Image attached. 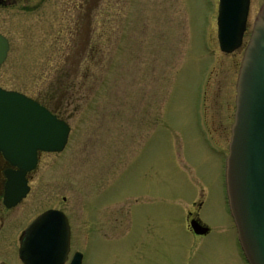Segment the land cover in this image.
Returning a JSON list of instances; mask_svg holds the SVG:
<instances>
[{"label": "rangeland", "instance_id": "rangeland-1", "mask_svg": "<svg viewBox=\"0 0 264 264\" xmlns=\"http://www.w3.org/2000/svg\"><path fill=\"white\" fill-rule=\"evenodd\" d=\"M79 1L0 7L10 44L0 87L55 101L70 125L65 148L43 157L38 174L112 199L108 238L75 230L82 264H247L225 203L224 156L240 60L264 0H250L231 53L218 47V0H97L82 27ZM199 200L204 236L187 228ZM83 214L94 220L88 205Z\"/></svg>", "mask_w": 264, "mask_h": 264}, {"label": "water", "instance_id": "water-1", "mask_svg": "<svg viewBox=\"0 0 264 264\" xmlns=\"http://www.w3.org/2000/svg\"><path fill=\"white\" fill-rule=\"evenodd\" d=\"M249 4L250 0H219L216 26L222 52L231 53L242 46ZM8 50V40L0 33V65ZM235 93L224 174L228 208L246 262L264 264V1L243 50ZM69 132L65 121L37 101L0 87V152L12 165L23 172L34 168L37 152L62 151ZM23 186L20 195L27 191ZM58 216L55 211H47L27 227L20 248L24 264L64 262L69 228L66 219ZM189 226L197 235L209 231L195 219ZM69 264H82V254L74 252Z\"/></svg>", "mask_w": 264, "mask_h": 264}, {"label": "flooded vegetation", "instance_id": "flooded-vegetation-1", "mask_svg": "<svg viewBox=\"0 0 264 264\" xmlns=\"http://www.w3.org/2000/svg\"><path fill=\"white\" fill-rule=\"evenodd\" d=\"M29 1L30 0H0V7L16 6L22 2V7L27 8L26 2ZM84 2H88L89 6L88 8L87 6L85 7L84 14H82V7L86 5ZM92 3L96 6L97 0H82V3L80 0L77 6L74 4L77 10H79L75 20L76 23L78 22L79 26L82 27L81 20H83L84 15H87V13L89 14L90 9L93 7ZM88 17L90 18V14ZM88 22L90 26L91 19H89ZM90 31L91 29L89 28L88 33ZM39 103H42V101ZM42 104L55 115L57 119L67 122L64 115L56 109L58 106H56L55 103L53 104L55 105L54 107H52V104V106L44 102ZM54 153L55 152L38 151L35 167L23 172L22 169L7 161L0 152V264H24L20 258V248L25 240V230L39 215L47 211H55L60 217L66 219L69 228V250L62 264H68L74 252H81L80 247H78L79 245L76 246L75 230H79L82 224L92 231L93 235H100V237L104 239L110 236L113 226V202L111 197L97 202L98 199L96 196L91 197L83 195L81 190H79V186H77V182H75L77 185L74 186L76 190L66 192V182L61 176H59L55 182L53 179L51 180L53 177L50 175L38 174L42 158ZM46 169L44 168L45 171ZM22 172L23 174H21ZM8 184L11 187V192L6 193ZM22 185L27 188L24 195H20V188ZM6 196L9 197V199L6 200ZM191 204L192 210L188 212L187 220L195 219L205 225L199 217V211L203 205V201H192ZM87 205L94 213L93 221L90 220L89 214L87 215L88 218L85 216L86 214H83V208ZM103 208L106 209L105 212L101 210ZM209 232L210 229L204 235H207Z\"/></svg>", "mask_w": 264, "mask_h": 264}, {"label": "trees", "instance_id": "trees-1", "mask_svg": "<svg viewBox=\"0 0 264 264\" xmlns=\"http://www.w3.org/2000/svg\"><path fill=\"white\" fill-rule=\"evenodd\" d=\"M54 103H55V101H53V104H54ZM53 104H52V105H53ZM55 105H56V103H55ZM55 105H53V107H54ZM56 109H59V108L57 107Z\"/></svg>", "mask_w": 264, "mask_h": 264}]
</instances>
